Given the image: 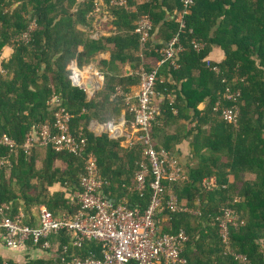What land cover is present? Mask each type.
Segmentation results:
<instances>
[{"label":"trees","instance_id":"trees-1","mask_svg":"<svg viewBox=\"0 0 264 264\" xmlns=\"http://www.w3.org/2000/svg\"><path fill=\"white\" fill-rule=\"evenodd\" d=\"M182 1L151 0L138 4L133 12L131 7L137 5L136 0H128L127 7H113L111 0H104L102 8L112 18L117 33L94 40L78 27H88L95 20L90 14L94 13L98 0L80 3L78 0H0V58L6 46H14L12 58L3 62L0 72V137H9L17 144L14 151L0 147V208H6V217H19L23 211L24 223L34 227L31 222L35 220L31 212L34 208L39 213L48 209L56 218L76 215L80 205L73 197L81 190L84 159L89 156L97 159L100 175L108 182L103 189L105 197L116 203L124 200L130 209L147 210L150 180L142 195L135 191L142 145L138 143L127 149L126 157L122 158L119 151L123 150V140L108 135L96 137L89 131L93 119L89 112L100 106L96 100L89 101L85 91L73 86L69 68L74 63L80 69L86 67L98 54L106 52L109 45H114L111 61L101 71L105 83L98 97L107 101L116 95V105L119 109L124 107L129 87L140 85L143 70H155L148 65V59L159 62V51L178 33L176 19L164 20L172 5L178 12L182 10ZM142 17H148L154 26L144 50L135 33ZM186 22L187 31L182 36L186 51L178 55L176 68L165 64L159 70L156 92L164 97V102L151 135L157 150L172 154L168 143L162 148L158 146L156 129L164 121L174 119V111L180 113L179 103L183 102L185 109L195 110L196 132L187 135H194L200 160L195 169L187 172L185 180L165 182V205L175 196L179 205L190 211L172 213L167 209L160 216L167 218L163 233L174 235L184 231L189 237L184 264H240L233 254L246 256L250 264H264V0H195ZM33 23L36 29L31 40L21 41ZM156 30L162 44L152 40ZM194 40L206 44L200 53L193 47ZM215 46L225 55L222 63L207 61ZM118 62L137 64L139 68L138 79L127 88L112 76ZM196 72L201 85L198 89L193 88L197 81L192 76ZM164 76L168 80L172 77L175 84L162 81ZM185 80L187 83L179 89L178 83ZM117 87L123 90L122 95L117 94ZM227 89L231 93L239 92L238 99H225ZM55 98L60 100L58 105L53 102ZM206 100L207 108L201 113L198 104ZM232 107L239 110L237 124L222 118L223 109ZM62 109L73 116L71 132L83 131L86 136L84 157L39 146L26 153L23 146L27 136L41 125L53 127L55 115ZM128 114L132 117L129 111ZM131 120L133 117L128 118L129 126ZM104 122L113 121L106 118ZM203 150L208 154L202 155ZM58 162L65 168H59ZM212 177L217 187L206 192L202 183ZM248 177L252 179L247 180ZM57 185L63 191L52 193L51 188ZM225 209H232L245 222L239 230H230L228 248L220 237L217 220ZM50 242L53 249L57 245L58 258H29L25 264H74L73 258L101 257L96 242H86L79 249L72 246L65 234ZM27 248L45 251L41 246L33 248L32 244Z\"/></svg>","mask_w":264,"mask_h":264},{"label":"built area","instance_id":"built-area-1","mask_svg":"<svg viewBox=\"0 0 264 264\" xmlns=\"http://www.w3.org/2000/svg\"><path fill=\"white\" fill-rule=\"evenodd\" d=\"M151 0H146L150 2ZM183 8L177 18L178 33L159 51L161 67L170 64L177 67V57L186 51L182 43V36L187 31L186 17L191 14L195 0H183ZM113 7H127L128 0H111ZM101 6L96 5L94 13L99 15ZM36 29L35 23L30 26L29 32L20 40L29 42L31 33ZM154 26L148 17H142L136 24L135 33L139 36L141 48L148 45ZM191 33V31H190ZM193 47L197 52L205 49L206 44L193 41ZM80 69V68H79ZM218 72L217 69H215ZM71 80L73 86L78 85L79 70L72 71ZM102 86L105 77L101 72H95ZM159 82V69L151 72L143 70L137 102L132 104L130 98L126 100L129 113L133 120L131 128L135 136L126 140L129 149L142 145V161L136 173V188L139 194H143L147 182L150 180L151 199L149 207L142 212L140 209H130L123 200L116 203L103 195V189L108 182L103 180L94 156L85 158V173L80 179L81 190L74 194L73 199L80 205L76 215L56 218L48 209H42L39 213L38 226L26 225L23 217H6V208H0V234L7 248L17 250L27 248L32 244L33 248L41 246L43 250H52L51 239L65 234L72 246L82 248L86 242H96L101 248V257L95 255L84 260L73 258L74 264H184L183 254L189 237L184 231L178 234L163 233V224L167 218L160 217L167 209L172 213L190 211L185 206H180L176 197H171L165 205V182L175 183L186 179V172L179 162L166 150H157L151 135V129L161 115V110L155 105L157 96L156 88ZM75 84V85H74ZM101 86V88H102ZM82 89V88H80ZM85 91V89H82ZM240 93H231L227 89L224 98L236 100ZM60 103L58 98L53 101ZM239 110L237 107L225 108L222 118L230 123L237 124ZM73 116L64 109L55 115L54 126L41 125L27 136L23 149L30 153L36 146L51 147L56 152H67L83 158L87 148V139L83 131L78 134L71 132ZM129 127L126 119H119L105 125L107 135L115 140L125 139V130ZM0 147H8L11 151L17 148V144L9 137H0ZM4 164V162H1ZM202 187L206 192L216 189L214 179L204 180ZM193 214L196 212L191 211ZM219 234L223 244L230 245V230H239L245 225L232 209H225L218 219ZM67 248H65V251ZM58 251V247H57ZM233 254V253H232ZM240 264H250L248 258L241 254H233Z\"/></svg>","mask_w":264,"mask_h":264},{"label":"crops","instance_id":"crops-1","mask_svg":"<svg viewBox=\"0 0 264 264\" xmlns=\"http://www.w3.org/2000/svg\"><path fill=\"white\" fill-rule=\"evenodd\" d=\"M137 5L131 7V11L136 12L138 9V6L146 3V0H136ZM80 3L81 0H78ZM99 5L101 6V12L99 15H94L95 20L90 23V26L83 27L79 26L78 30L82 33H87L91 39L94 40H100L102 38H110L112 34H116L117 31L111 24L112 18L109 17V14L107 13L106 9L102 8L104 7V0H98ZM139 4V5H138ZM179 13L177 8L172 5V10L166 11V18L165 22L174 20L179 17ZM164 22L162 23V25ZM152 40L155 42V44H162L163 41L159 37V33L156 30V32L152 36ZM109 49L106 52L98 54L94 60L87 65L86 67L79 69L78 65L74 63L69 69L72 71L79 70L78 74V85H80V88H84L85 92L87 94L88 100L93 101L96 100L97 103H99L98 108H94L92 111H90V116L93 117L90 125H89V131L93 133L96 137H101L103 135H107V131L105 129L106 123L104 122L106 118L112 119L113 122L118 121L119 119H126L128 121L129 119H132V117L128 114V107L126 105V100L130 98V102L132 104H135L137 102V94L139 91V85L135 84L131 87H129V92L125 95V106L119 107L116 105V95H112L109 100L103 101L101 98L98 97L99 93L103 90L104 85L102 86L101 80L97 79L95 76V72H101L104 71L105 67L103 66L105 63H109L112 58V50L114 48V45H109ZM80 52L83 51V48L79 49ZM14 54V46H6L2 53L0 58V72H2V64L3 62L9 61ZM135 57H138L139 54H135ZM225 59V55L223 51L219 47H213L210 57L207 59L209 62H215V63H222ZM148 65L152 69H161V67L158 65V61L156 59H148ZM136 68V69H135ZM139 68L137 67V64H130L127 62L126 64H120L119 62L114 65V72H112V76H115L118 81L123 82V86L127 88L128 84H131V82L135 81L136 78L138 79V73ZM193 79H195L197 82L193 84V88L198 89L201 85L199 83V74L198 72L194 73L192 76ZM162 81H169L171 85H174V81L172 77L168 78L163 77ZM105 83V82H104ZM187 83V81H183L178 83V88L182 89L184 84ZM88 84H92L91 89H87L89 86ZM75 85V84H74ZM102 86V88H101ZM117 94H123V90L121 87H117ZM174 99V95L171 97ZM164 102V97L160 96L159 94L155 98V105L159 107L161 110V107ZM173 102V100H172ZM208 101H204L200 104H198L197 110L199 112H203L207 108ZM179 106L181 108V112L179 113L177 110L174 111V119H169V121H164L163 124L157 127L156 132L158 133L159 137L156 138V142L160 148L163 147V145H167L169 147H172V156L179 162L180 166L184 169V171L187 172L190 169H195L199 163V155L196 153V148L194 146V135H187L190 132H196V128L198 125V121L195 120V110L193 108L191 109H185L186 105L183 102L179 103ZM130 126L125 130V139L121 142V148L123 150L119 151V156L122 158H125L127 155L126 150L129 149L128 145L126 144V140L131 138V136H135V132H133V129L131 128L132 120L129 121ZM169 122V123H168ZM207 128V126H206ZM111 139H113L111 137ZM115 139V138H114ZM203 140V138H202ZM202 155L208 154L206 150H203L201 152ZM59 168H65L63 164L58 162ZM41 166V164L39 165ZM207 179H216L214 177L207 178ZM205 179V180H207ZM252 179L251 177H248L247 180ZM230 181L233 182L234 179L230 178ZM52 193L63 191V188L59 185L51 188L50 190ZM69 197V196H67ZM175 197V196H173ZM114 202H116L114 200ZM34 215L35 220L31 221L33 222L34 226H38L39 224V211L37 209H33L31 211ZM21 217H24L23 211L21 212ZM51 252H45V251H39V250H33L28 248H20L17 250L9 249L5 246L4 241L0 234V263L7 264V263H14V264H25L26 261L29 258L33 259H45V257H51L52 252L54 253L55 250H57V245L54 246Z\"/></svg>","mask_w":264,"mask_h":264},{"label":"rangeland","instance_id":"rangeland-1","mask_svg":"<svg viewBox=\"0 0 264 264\" xmlns=\"http://www.w3.org/2000/svg\"><path fill=\"white\" fill-rule=\"evenodd\" d=\"M197 203L199 204L200 202L197 201ZM196 214H198V213L196 212ZM54 249H56V247H55ZM54 249H53V250H54ZM58 257H59V253H58L57 250H55L54 253L52 252L51 257H50V256H49V257H45V259H49V258H51V259H56V258H58Z\"/></svg>","mask_w":264,"mask_h":264},{"label":"water","instance_id":"water-1","mask_svg":"<svg viewBox=\"0 0 264 264\" xmlns=\"http://www.w3.org/2000/svg\"><path fill=\"white\" fill-rule=\"evenodd\" d=\"M89 86L87 87V89H91L92 88V84H88Z\"/></svg>","mask_w":264,"mask_h":264}]
</instances>
